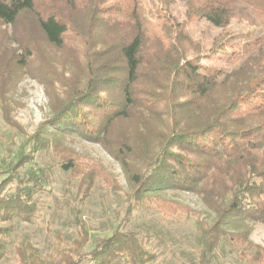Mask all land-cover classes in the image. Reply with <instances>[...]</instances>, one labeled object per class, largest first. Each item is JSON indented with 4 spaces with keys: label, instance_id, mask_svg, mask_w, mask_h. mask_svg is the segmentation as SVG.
<instances>
[{
    "label": "trees",
    "instance_id": "16d2710c",
    "mask_svg": "<svg viewBox=\"0 0 264 264\" xmlns=\"http://www.w3.org/2000/svg\"><path fill=\"white\" fill-rule=\"evenodd\" d=\"M150 1L152 8L145 0H0V26L29 18L64 55L42 64L40 78L58 104L27 135L11 116L7 91L38 60L36 31L23 40L4 31L0 39L2 116L25 137L0 168V264L9 256L18 264H159L161 237L131 227L135 212L150 205L166 216L197 217L191 264H221L226 256L264 264V246L251 237V224L264 225V34L240 42L225 31L206 47L191 30L202 21L226 29L234 20L264 28V0H184L183 22L171 15L177 0ZM215 57L225 65L203 63ZM76 140L101 145L119 162L128 190L97 159L83 161ZM44 156L67 174L66 192L75 187L81 205L100 181L124 192L117 228L91 250L78 207L75 234L54 231L49 251L13 240L17 222L39 217L50 171L22 170ZM169 191L196 195L207 214Z\"/></svg>",
    "mask_w": 264,
    "mask_h": 264
},
{
    "label": "rangeland",
    "instance_id": "374dc122",
    "mask_svg": "<svg viewBox=\"0 0 264 264\" xmlns=\"http://www.w3.org/2000/svg\"><path fill=\"white\" fill-rule=\"evenodd\" d=\"M145 3L148 8H152L153 3L150 0H145ZM185 12V1L177 0L172 6L171 15L183 22ZM29 28H35L36 31L34 38L38 41V50H36L39 51L38 60L28 68V72L23 73V75H15L14 83L10 85L11 87H8L7 98L9 110L15 122L21 125L27 135H32L53 115L58 104L53 89L40 78L42 64L43 62L59 60L64 55L53 49L44 40L34 26L33 21L29 18L22 20L18 26L1 25L0 39H2L3 32L7 31L4 35L7 39L16 40L14 37H17V40H23L27 32L29 35ZM191 30L195 39L201 40L206 47L211 45L214 37L225 31L233 34L238 33L237 41L240 42L246 41L249 37L254 38L264 34V28L252 27L238 20H234L226 29H218L202 21L197 25H193ZM243 35L246 36L243 37ZM14 47L17 53H21L22 48L15 41L14 44H11V48ZM10 52H12L11 49ZM217 57L204 58L203 63L209 66L225 65L224 55L221 58L222 60ZM18 133L13 132L5 123L0 104V168L5 161L11 159L18 148L19 142L25 138L22 135H17ZM72 147L81 155L83 161L88 157L100 161L105 171L108 174H113L120 186L124 190H128L127 179L120 163L112 158L101 145L76 140L73 142ZM39 167L48 168L51 177L45 191L39 195V217L34 224L17 222V229L12 237L13 240L18 241L27 238L37 245L43 253L49 251L54 242V231L58 230L68 235L75 234L74 209L76 207L82 210V217L86 221L90 232V243L87 250H91L99 239L112 234L124 214L126 196L123 191H120L117 195L113 194L100 181L85 205H81L76 199L77 190L75 187H71L70 191L66 192L67 174L60 168L54 158L49 156L38 158L28 164L22 171L25 172ZM167 196L202 211L204 216L207 214L206 207L196 195L169 191ZM196 222L197 217L195 216L187 217L183 213L178 216H166L150 205L147 209H139L135 212L131 227H137L144 232L161 237L162 253L159 264H191L192 261L198 259V251L195 246ZM251 229L252 239L264 246V225L251 224ZM1 264H18V262L14 256H9ZM221 264L240 263H237L232 256H226L221 260Z\"/></svg>",
    "mask_w": 264,
    "mask_h": 264
}]
</instances>
